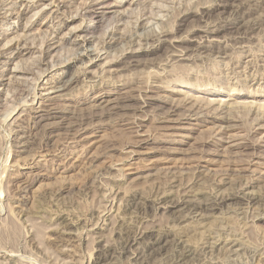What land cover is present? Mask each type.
Wrapping results in <instances>:
<instances>
[{
	"label": "rangeland",
	"instance_id": "obj_1",
	"mask_svg": "<svg viewBox=\"0 0 264 264\" xmlns=\"http://www.w3.org/2000/svg\"><path fill=\"white\" fill-rule=\"evenodd\" d=\"M51 1L0 0V264H264V107L230 99L227 111L202 101L190 102L194 109L172 91L180 77L264 93V0H111L113 7L97 9L104 14L88 33L79 30L85 21L78 14L91 0ZM212 23L224 28L212 34L218 37L197 30ZM189 33L199 37L187 46L170 40ZM22 40L33 50L16 55ZM96 48L103 55L92 74L65 84ZM131 52L139 64L124 62ZM113 55L120 56L117 69L101 73ZM104 91L119 107L91 106ZM40 93L52 98L41 104ZM148 97L155 98L146 104ZM41 107L56 112L35 124ZM194 110L212 116L165 121ZM218 114L232 118L220 123ZM219 124H229L228 133L216 131ZM234 132L242 138L229 139ZM143 137L148 142L133 147ZM235 142L249 146H229ZM232 193L253 200L212 207ZM177 200L190 208L159 205ZM151 233L165 237L154 250Z\"/></svg>",
	"mask_w": 264,
	"mask_h": 264
},
{
	"label": "bare ground",
	"instance_id": "obj_2",
	"mask_svg": "<svg viewBox=\"0 0 264 264\" xmlns=\"http://www.w3.org/2000/svg\"><path fill=\"white\" fill-rule=\"evenodd\" d=\"M30 1V0H29ZM133 1V0H132ZM52 2H54L53 0L51 1V3ZM84 2V1H83ZM85 3V2H84ZM129 3H130V1H129ZM58 4V3H57ZM116 4H118V3H116ZM131 4V3H130ZM82 5H83V3H82ZM81 5V6H82ZM113 5V2H111V0L109 1V0H91V1H89V2H86L85 4H84V6L83 7H81L82 9H81V11L79 12V16L78 17H80V18H82V23L85 21V23H83V26L79 29L80 31L82 30L83 32H85V33H88V32H90V29L91 28H94L95 27V25L97 24V22H99V18H100V20H101V17H100V15H103L104 14V11L102 10V12L100 13L97 9L98 8H102V7H110V6H112ZM120 5V4H119ZM211 5V4H210ZM43 6V5H42ZM58 8H56V11H58L60 8H59V6H57ZM62 7V6H61ZM78 7V6H77ZM113 7V6H112ZM116 7V6H115ZM189 7V6H188ZM195 7V6H194ZM208 7V6H207ZM126 8H128V7H126ZM196 8V7H195ZM194 8V9H195ZM132 9V8H131ZM188 9V8H187ZM186 9V10H187ZM124 10H125V8H124ZM123 10V11H124ZM129 10V9H128ZM185 10V9H184ZM193 10V9H192ZM151 11V10H150ZM190 10H188V11H185V12H189ZM37 12V11H36ZM35 12V13H36ZM134 12V11H133ZM201 12H203V10L201 11ZM10 13V12H9ZM77 12H75V14H76ZM131 13V12H130ZM148 13V12H147ZM7 14H8V12H7ZM74 14V15H75ZM126 14V13H125ZM132 14V13H131ZM184 14V13H183ZM204 14V13H203ZM118 17V16H117ZM242 17V16H241ZM72 18H74V17H72ZM236 18V17H235ZM134 19V18H133ZM120 20V19H119ZM124 20V19H123ZM229 20V19H228ZM232 20H235V19H232ZM71 21V20H70ZM182 21V20H181ZM217 21V20H216ZM227 21V20H226ZM231 21V20H230ZM122 22V21H121ZM160 22V21H159ZM205 22V21H204ZM81 23V22H80ZM207 23H209V22H207ZM226 23V22H225ZM57 24V23H56ZM179 24V23H178ZM228 24V23H227ZM241 24V23H240ZM27 25V24H26ZM80 25V24H79ZM152 25V24H151ZM207 25V26H206ZM178 26V25H177ZM201 26H203V25H201ZM205 26H206V28H204V29H201L200 27H199V29H197L198 31H200V30H202V32H204V36H206V38H214V36L216 37L217 35H212V34H217L218 32H220L221 30H223L224 28H221L220 26H222V25H219L218 23H212L211 25H208V24H205ZM251 26V25H250ZM76 27H77V25H76ZM79 27V26H78ZM160 27V26H159ZM224 27V26H223ZM74 28V27H73ZM108 28V27H107ZM153 28V27H152ZM154 28H155V26H154ZM203 28V27H202ZM75 29H77V28H75ZM75 29H70V32H73V33H75ZM187 29V28H186ZM192 29H193V27H192ZM191 29V30H192ZM157 30V29H156ZM163 30V29H162ZM165 30V29H164ZM170 30V29H169ZM190 30V29H189ZM107 31V30H106ZM158 31V30H157ZM179 31V30H178ZM117 32V31H116ZM152 32H154V31H152ZM158 32H160V31H158ZM157 32V33H158ZM167 32V31H166ZM185 32V31H184ZM191 32V31H190ZM192 32H194V31H192ZM197 32V31H196ZM114 33V31L113 32H111L110 33V35L111 34H113ZM165 33V32H164ZM243 33V32H242ZM18 34V33H17ZM91 34V33H90ZM89 34V35H90ZM147 34V33H146ZM151 34V33H150ZM155 34V33H154ZM193 34H195V33H193ZM22 35V34H21ZM25 35V34H24ZM77 35V34H76ZM80 35V33L78 34V36ZM87 35V34H86ZM85 35V36H86ZM103 35H105V34H103ZM108 35V34H107ZM159 35H161V34H159ZM175 35V34H174ZM192 35V34H191ZM158 36V35H157ZM156 36V37H157ZM179 36V35H178ZM185 36V35H184ZM187 36V35H186ZM185 36V37H186ZM189 36V37H188ZM187 36V38H178V39H176L177 38V36H176V38H172V39H170L171 41H178V42H180V43H182V44H186L185 46H187V45H189V42H193V41H195V39H197V37H199V35L197 34V36L195 35V36H193V37H191L190 36V33H189V35ZM201 36V35H200ZM221 36H223V35H221ZM24 37V36H23ZM183 37V36H182ZM218 37V36H217ZM13 38V37H12ZM16 38H17V36H16ZM201 38V37H200ZM14 39V38H13ZM12 39V40H13ZM28 39V38H27ZM83 39V38H82ZM152 39V38H151ZM155 39V38H154ZM154 39H152V40H154ZM156 39H158V38H156ZM155 39V40H156ZM203 39V38H202ZM147 40V39H146ZM159 40V39H158ZM168 39H164V41H167ZM199 40V39H198ZM214 40H216V39H214ZM23 42H24V40H22ZM21 41V42H22ZM26 41V40H25ZM29 41H31V40H29ZM83 41H86V39L84 38V40ZM157 41V40H156ZM197 41V40H196ZM9 42H12V41H9ZM20 42V41H19ZM21 43V46L19 45L20 43H18L17 42V44L18 45H16V44H14L16 47H14L15 49V51H16V55H19V54H21V52L23 51V50H28V52L30 51V50H33L32 48H31V45L30 44H27L26 42H24V43ZM32 43H33V41H31ZM43 42V41H42ZM148 41H146V43H147ZM160 42H162V41H160ZM170 42V41H169ZM165 43V42H164ZM194 43V42H193ZM8 44V39H7V43L6 44H4L5 46ZM34 44V43H33ZM138 44V43H137ZM153 44V43H152ZM225 44V43H224ZM13 45V46H14ZM62 45V44H61ZM101 45V44H100ZM124 45V44H123ZM59 46V45H58ZM139 46H141V45H139ZM154 46V45H153ZM178 47L177 46V44L176 45H172V47ZM185 46L184 47H182L181 45H179V48H177V50L179 49V51L181 52V53H184L185 54V52L187 51V49L188 48H185ZM11 47V45H9V46H7V47H3V49L5 48V49H9ZM62 47V46H61ZM108 47H110V46H108ZM152 47V46H151ZM157 47V46H156ZM171 47V46H170ZM182 47V48H181ZM35 48V47H34ZM95 48V47H94ZM105 47L103 46V49H104ZM181 48V49H180ZM12 49V48H11ZM63 49V48H62ZM83 49V48H82ZM87 49V48H86ZM123 49V50H122ZM122 51L124 52V51H126V50H124L125 48H123L122 47ZM13 50V51H14ZM40 50V49H39ZM68 50V49H67ZM94 50V49H93ZM115 50V49H114ZM132 50V49H131ZM138 50H139V48H138ZM153 50V49H152ZM170 50V49H169ZM175 50V49H174ZM173 50V51H174ZM87 51H89V50H87ZM103 51V50H102ZM120 51V50H119ZM67 52V51H66ZM70 52V51H69ZM85 52V51H84ZM93 53H90V51H89V53H86L85 52V55L84 56H86L87 58H88V60H86V61H81L82 63H84L83 65H81L80 66V68H81V70H80V72H78V74L77 73H72L71 74V76L68 78V80L67 81H65V84H69V83H73V82H76V80L78 79V75L79 74H81V76L83 75V76H87L88 74L90 75V74H92L91 73V70L89 69V67H91L94 63V59L95 58H100V56H102L101 54H99V50H97V48H96V50H94V51H92ZM121 52V51H120ZM105 53H108V49H106L105 50ZM173 53V52H172ZM80 54V53H79ZM91 54H94L93 56H91ZM109 54V53H108ZM171 54V53H170ZM176 54V53H175ZM179 54V53H178ZM71 55H72V53H71ZM183 55V54H182ZM109 56V55H108ZM114 56V57H113ZM108 61H106V62H104L103 63V67H102V69H101V73L102 72H112V70L114 71L115 69H117V68H115L114 69V67L112 68V64L117 60V58H118V56L116 57L115 55H113ZM121 56H122V54H121ZM124 56V55H123ZM62 57V56H61ZM71 57V56H70ZM69 57V58H70ZM74 57H75V55H74ZM77 57V56H76ZM195 57V56H194ZM104 58H107V54L103 57V59ZM119 58H120V56H119ZM122 58V57H121ZM126 58H127V60L126 61H124V62H126V63H130V65L131 64H139V62H140V59H138V57H137V55H133L132 54V52L128 55V56H126ZM181 58V57H180ZM187 58V57H186ZM63 59V58H62ZM78 58H75L74 60H77ZM102 59V60H103ZM173 59V58H172ZM184 59V58H183ZM44 60V59H43ZM70 60V59H69ZM121 60V59H120ZM123 60V59H122ZM65 61V60H64ZM105 61V60H104ZM75 62V61H74ZM80 62V63H81ZM88 62H90V65L88 66ZM157 62V61H156ZM36 63V62H35ZM34 63V64H35ZM54 63V62H53ZM72 63V62H71ZM125 63V64H126ZM154 64V63H153ZM127 65V64H126ZM15 66H17V65H15ZM77 66V65H76ZM28 67V66H27ZM21 68V67H20ZM22 69V68H21ZM26 69V68H25ZM15 70V69H14ZM17 70V69H16ZM187 70V69H186ZM23 72H24V70H22ZM26 71V70H25ZM97 72V71H96ZM12 74V73H11ZM98 74H94V72H93V77H95V76H97ZM153 75V74H152ZM3 76V75H2ZM11 76V75H10ZM18 76V75H17ZM14 77H15V75H14ZM152 77V76H151ZM150 77V78H151ZM91 78V77H90ZM168 79V78H167ZM178 80L180 81V83L182 84L181 85V87L180 88H178V89H172V91H174V92H176V93H179L180 95H182L183 97H184V102H182L181 101V103H190V102H204V103H206V104H208V105H217L218 107H220V109L218 110V111H221V110H226L228 107H231V106H233L230 102V104H228V101L227 100H232L233 99V102H234V105H236V104H247L248 106H252V105H255L254 107H256V108H258V109H262V107H264V93H263V91H260V90H254V91H250V93H247V92H245V93H243V92H241V90H239V91H235V90H231V88H228V87H220V88H214V87H207V84H205V83H200V84H198V83H191V82H186V81H184V80H182V79H180V77H178ZM34 85V84H33ZM213 86V85H212ZM52 88H54L55 90L54 91H58V90H60V88L59 87H52ZM12 89V88H11ZM18 89V88H17ZM241 89V88H240ZM33 90H34V88H33ZM189 90H194V92H191V94L189 93L190 91ZM54 91H52V92H54ZM12 92V91H11ZM13 92H14V90H13ZM23 93V92H22ZM34 94H36V93H34ZM33 94V95H34ZM110 93H108L107 91H104V93H98L96 96H94V97H92L91 98V102H93L92 104H91V106H99V105H103V106H101V107H106V108H108L109 110H110V108H113L114 106L116 107H119L117 104H118V102H117V100L115 99V98H110V95H109ZM114 94V93H113ZM22 96V95H21ZM222 96H225L226 98H224V99H222ZM143 97V96H142ZM167 97V96H166ZM251 98L250 100H247V98ZM34 98H35V96H34ZM39 102L41 103V102H43L44 100H50L52 97H50L48 94L47 95H42L41 93H40V95H39ZM153 98H155V97H148L147 99H149V101L148 102H146L145 101V103L146 104H148V103H152L151 101H150V99H153ZM158 98V97H157ZM163 98V97H162ZM236 98H241V100H237ZM146 99V98H145ZM168 99V98H167ZM246 99V100H245ZM32 100V99H31ZM34 100V99H33ZM119 100H121V99H119ZM144 100V99H143ZM143 100H141V101H143ZM163 100V99H162ZM165 100V99H164ZM174 100V99H173ZM90 102V101H89ZM105 102V103H104ZM168 103L170 102V101H167ZM232 102V103H233ZM84 103V102H83ZM102 103H104V104H102ZM159 103V102H158ZM171 103H173L172 101H171ZM180 103V104H181ZM41 104H43V103H41ZM126 104V103H125ZM144 104V103H143ZM142 104V105H143ZM160 104V103H159ZM174 104V103H173ZM179 104V103H178ZM193 104L194 103H192V106H191V103H190V106L192 107V108H194L193 107ZM174 105H176V103L174 104ZM229 105H231V106H229ZM246 105V106H247ZM238 106V105H237ZM242 106V105H241ZM39 107V106H38ZM124 107H125V105H124ZM183 107V106H182ZM190 107V108H191ZM224 107H227L226 109L224 108ZM11 108V107H10ZM160 108V107H159ZM174 108V106L173 105H170V110H169V114L168 115H170L171 113H173L175 110L173 109ZM188 108V107H187ZM216 109H217V107H215ZM214 108V109H215ZM52 109V108H51ZM51 109H46V110H44L42 107L39 109V110H35V115H34V118L36 119V123L35 124H39V122H41V121H43V120H45V119H48V118H50L51 116H52V113L53 112H56V111H54V110H51ZM107 109V110H108ZM195 109V108H194ZM56 110V109H55ZM101 110V109H100ZM183 110V109H182ZM191 110V109H190ZM197 110V109H196ZM230 110H231V108H230ZM251 110V109H250ZM256 110V109H255ZM264 110V109H263ZM39 111H44V112H39ZM103 111V110H102ZM165 111V110H164ZM200 111V112H199ZM199 111H195L194 110V112L193 113H189V114H187L186 113V115H185V112L183 113V115L184 116H182V117H178V118H176V119H173V120H170V118L168 119V117H165V121H170V122H172V123H177V122H181L183 119H190L191 117H194L193 119L194 120H196V121H199V117H200V119L202 120V121H208L207 120V118H209V117H211L212 115H210V113H207V112H203V110H199ZM217 111V110H216ZM227 111V110H226ZM233 111V110H232ZM236 111V110H235ZM180 112V111H179ZM237 112V111H236ZM103 113H104V111H103ZM178 113V112H177ZM182 113V112H181ZM229 113V112H228ZM231 113V112H230ZM163 114V113H162ZM179 114V113H178ZM261 114V113H260ZM259 114V115H260ZM224 115H226V114H224ZM156 116V115H155ZM174 116H175V114H174ZM179 116V115H178ZM226 116H228V115H226ZM226 116H223V114H218V115H216L215 116V118H218L221 122L220 123H227V122H229L230 120H231V118L232 117H226ZM7 117V116H6ZM163 117V116H162ZM235 117V116H234ZM233 117V119H235ZM237 117V116H236ZM17 118V117H16ZM140 118V117H139ZM175 118V117H174ZM257 118V117H256ZM256 118H255V120H256ZM210 120V119H209ZM240 120V119H239ZM254 120V119H253ZM264 120V119H263ZM134 121V120H133ZM236 121V120H235ZM127 122V121H126ZM132 122V121H131ZM233 122V121H232ZM49 123V122H48ZM198 123V122H197ZM139 124V123H138ZM199 124V123H198ZM233 124V123H232ZM10 125V124H9ZM50 125V124H49ZM223 125H225V124H223ZM222 124H219V130H216V131H218L219 133H228V131L226 130L227 128H229L228 126H229V124H228V126L227 127H225V126H223ZM87 126V125H86ZM233 126V125H232ZM232 126H230V127H232ZM258 126H259V124H258ZM85 127V126H84ZM170 127V126H169ZM217 127V128H218ZM165 128V127H164ZM166 128H168V127H166ZM170 128H180L181 129V127H176V126H172L171 125V127ZM259 128H264V125H261L260 124V127ZM138 129V128H137ZM137 129H136V131H137ZM230 129V128H229ZM83 130V129H82ZM81 131V130H80ZM83 133H84V131H82ZM139 132V130L137 131V133ZM259 132V131H258ZM83 133H81V134H83ZM88 133H90V132H88ZM140 133V132H139ZM170 133V132H169ZM217 133V132H216ZM235 133V132H234ZM234 133H229L228 134V138L229 139H231V140H233V139H235V136H239V137H241L242 138V136H240V135H237L236 133L234 134ZM246 133V132H245ZM261 134L263 133L264 134V132H260ZM76 134V133H75ZM86 134V133H85ZM132 134V133H131ZM249 134V133H248ZM225 135V134H224ZM244 135V134H243ZM72 137V136H71ZM260 137V136H259ZM83 138V137H82ZM86 138V137H85ZM247 138H248V135H247ZM246 138V139H247ZM76 139V138H75ZM136 139V138H135ZM152 139H153V137H152ZM239 139V138H238ZM244 139V138H243ZM82 140V139H81ZM131 140V139H130ZM133 140V139H132ZM148 140H149V138L148 137H143V138H140L139 140H136V142L138 143V144H135L133 147H137V146H140V145H142V143L143 144H145V143H147L148 142ZM154 140V139H153ZM224 140V139H223ZM258 140V139H257ZM256 140V141H257ZM93 141V140H92ZM242 141H244V140H242ZM256 141H255V143H256ZM260 141H262V142H264V136H263V138H260ZM260 141H258V142H260ZM73 142V141H72ZM75 142V141H74ZM233 142V141H232ZM25 143V142H24ZM89 143V142H88ZM94 143V142H93ZM71 144V143H70ZM134 144V143H133ZM230 144V143H229ZM254 144V143H253ZM248 144L246 143H244V142H240V143H233V144H231V145H229V146H234V147H245L246 148V146H247ZM251 145V144H250ZM227 146V145H226ZM249 146V145H248ZM62 147V146H61ZM81 148H83V147H81ZM36 150V149H35ZM85 151V150H84ZM125 151V150H124ZM37 153V152H36ZM41 153V152H40ZM127 153H129L128 155H129V157L132 159L133 158V155H135V154H137V150H134V148L133 149H129L128 151H127ZM124 157V156H123ZM76 158V157H75ZM127 159H128V157H126ZM203 158V157H202ZM212 158V157H211ZM125 159V158H124ZM205 159V158H204ZM207 159V158H206ZM214 159V158H213ZM247 159V158H246ZM249 159H251V158H249ZM254 159V158H253ZM129 160V159H128ZM201 160V159H200ZM210 159H208V160H206V161H209ZM212 160V159H211ZM243 160V159H242ZM248 160V159H247ZM217 161V160H216ZM245 161V160H244ZM63 162V161H62ZM246 162V161H245ZM31 163H33V161L31 162ZM238 163V162H237ZM248 163H250V160L248 161ZM257 164V163H259V162H254V163H252V164ZM205 167H207V166H205ZM170 168V167H169ZM247 168V167H246ZM249 168V167H248ZM205 169H207V168H205ZM234 170H236V168L234 169ZM240 170V169H239ZM243 170V169H242ZM246 170V169H245ZM194 171V170H193ZM214 171V170H213ZM179 172H180V170H179ZM235 172V171H234ZM237 172H238V170H237ZM240 172V171H239ZM209 173H210V171H209ZM149 174V173H148ZM231 174V173H230ZM147 175V174H146ZM215 175H216V173H215ZM220 175V174H219ZM213 176V175H212ZM215 177V176H214ZM228 177V176H227ZM253 177V176H252ZM136 178H138V177H136ZM174 178V177H173ZM213 178V177H212ZM211 178V179H212ZM245 178V177H244ZM251 178V177H250ZM236 184V183H235ZM182 185V184H181ZM241 186V185H240ZM169 190V189H168ZM183 191V190H182ZM172 192V191H171ZM234 192H235V190H234ZM245 192V191H244ZM168 193V192H167ZM173 193V192H172ZM216 193V192H215ZM245 194V193H244ZM218 195V194H217ZM223 196V195H222ZM220 197V198H218V200H214L213 202V205L214 206H212L213 208H216V209H218V208H220L221 206H223V204H224V201L225 200H231V199H235L234 201H240V200H245V201H248V203L249 202H251L252 200H253V198L251 197V196H246V197H240V196H238L237 194H231V195H228L227 194V196H223V197ZM158 197V196H157ZM174 198V197H173ZM169 199V198H168ZM150 200V199H149ZM173 200V199H172ZM167 201V200H166ZM152 202V201H151ZM164 202V201H163ZM181 202H186L185 200L184 201H170L169 203H164L162 206H161V204H159L160 205V207L162 208V209H171V208H177L178 206H182V208H183V206H185V207H187V208H190V207H188V205H184V204H182ZM188 202V201H187ZM153 203V202H152ZM227 203H229V202H227ZM239 203V202H238ZM244 203H246V202H244ZM260 203V202H259ZM198 204V203H197ZM127 205V204H126ZM195 205V204H194ZM260 205V204H259ZM262 205H264V204H262ZM191 206V205H190ZM192 207V209H193V206H191ZM194 207H196V206H194ZM237 207V206H236ZM257 207H258V204H257ZM263 207V206H262ZM197 208V207H196ZM209 208V207H208ZM208 208H206V209H208ZM222 208V207H221ZM225 208V207H224ZM248 208V207H247ZM179 209V208H178ZM181 209V208H180ZM185 210V209H184ZM190 210V209H189ZM199 211V210H198ZM210 211V210H209ZM204 212V211H203ZM109 213V212H108ZM163 213V212H162ZM191 213V212H190ZM244 213V212H243ZM210 214V213H209ZM207 215V214H206ZM263 216H264V214H263ZM100 217V216H99ZM183 217V216H182ZM198 218V217H197ZM117 219H119V218H117ZM198 221V220H197ZM199 223H200V221H199ZM204 223V222H203ZM211 223V222H210ZM209 223V224H210ZM120 224V223H119ZM147 224V223H146ZM208 224V225H209ZM117 225V224H116ZM190 225V224H189ZM194 225V224H193ZM201 225H202V223H201ZM171 226V225H170ZM175 226H177V225H175ZM195 226V225H194ZM200 226V225H199ZM211 226V225H210ZM244 226V225H243ZM183 227V226H182ZM188 227V226H187ZM205 227H206V224H205ZM246 227V226H245ZM147 228V227H146ZM172 228V227H171ZM177 228V227H176ZM151 229V228H150ZM178 229V228H177ZM183 229V228H182ZM203 229V228H202ZM209 229V228H208ZM144 230V229H143ZM148 230V229H147ZM146 230V231H147ZM152 230V229H151ZM119 231V230H118ZM125 231V230H124ZM129 231H130V229H129ZM133 231V230H132ZM136 231V230H135ZM160 231V230H159ZM193 231V230H192ZM198 231H200V230H198ZM197 231V232H198ZM204 231V230H203ZM231 231V230H230ZM233 231V230H232ZM246 231V230H245ZM67 232V231H66ZM71 232V231H70ZM120 232V231H119ZM134 232V231H133ZM161 232V231H160ZM193 232H195V231H193ZM237 232V231H236ZM147 233V232H146ZM163 233V232H162ZM155 234V233H154ZM153 233H151L150 234V244H152V247H154V246H156V247H160V245H161V241H163L164 239H165V237L163 236V234H162V236H157V235H154ZM211 234V233H210ZM220 234V233H219ZM90 235V234H89ZM146 235V234H145ZM158 235H160V233H158ZM165 235V234H164ZM185 235V234H184ZM212 235V234H211ZM138 236V235H137ZM142 236V235H141ZM134 237V236H133ZM206 237H208V236H206ZM220 237V236H219ZM119 238V237H118ZM125 238V237H124ZM136 238V237H135ZM135 238H133V240H135ZM139 238H141L140 236H139ZM189 238V237H188ZM111 239V238H110ZM137 239V238H136ZM149 239V238H148ZM127 240V239H126ZM144 240V239H143ZM166 240H167V238H166ZM165 240V241H166ZM232 240V239H231ZM113 241V240H112ZM180 241V240H179ZM201 241V240H200ZM135 242V241H134ZM235 242V241H234ZM112 243V242H111ZM127 243H128V241H127ZM129 243H130V245H131V241H129ZM186 243V242H185ZM225 243V242H224ZM105 244H107V243H105ZM104 244V245H105ZM125 244V243H124ZM147 244V243H146ZM149 244V243H148ZM109 245V244H108ZM126 245V244H125ZM129 245V246H130ZM128 246V247H129ZM145 246V245H144ZM151 246V245H150ZM102 247V246H101ZM108 247V246H107ZM122 247V246H121ZM158 247V248H159ZM188 247V246H187ZM126 248V247H125ZM143 248V247H142ZM151 248V247H150ZM222 248V247H221ZM228 248V247H227ZM121 249V248H120ZM127 249V248H126ZM153 250L155 249V247L154 248H152ZM215 249V248H214ZM171 250V249H170ZM264 250V249H263ZM128 251V250H127ZM131 251V250H130ZM133 251V250H132ZM151 251V250H150ZM149 251V252H150ZM157 251H158V249H157ZM192 251V250H191ZM246 251V250H245ZM218 252V251H217ZM182 253V252H181ZM106 254V253H105ZM138 254V253H137ZM184 254V253H183ZM245 254V253H244ZM243 254V255H244ZM181 255V254H180ZM261 255V254H260ZM98 256V255H97ZM101 256V255H100ZM124 257V256H123ZM190 257V256H189ZM261 257H262V255H261ZM100 258V257H99ZM125 258V257H124ZM177 258V257H176ZM259 258V257H258ZM109 259V258H108ZM187 259V258H186ZM198 259V258H197ZM188 260V259H187ZM201 260V259H200ZM258 260V259H257ZM103 261V260H102ZM161 263V262H160Z\"/></svg>",
	"mask_w": 264,
	"mask_h": 264
}]
</instances>
